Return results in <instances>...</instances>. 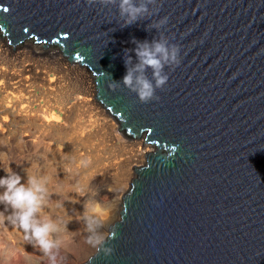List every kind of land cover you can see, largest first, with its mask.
I'll use <instances>...</instances> for the list:
<instances>
[{
  "label": "water",
  "instance_id": "1",
  "mask_svg": "<svg viewBox=\"0 0 264 264\" xmlns=\"http://www.w3.org/2000/svg\"><path fill=\"white\" fill-rule=\"evenodd\" d=\"M121 3L0 0L14 50L26 39L63 46L95 75L119 131L155 148L110 227L112 255L92 264H264V0H158L157 16L149 3L127 27ZM154 41L179 45L181 63L164 65L159 99L141 104L123 85L125 62L136 69V42ZM138 75L155 84L150 67Z\"/></svg>",
  "mask_w": 264,
  "mask_h": 264
},
{
  "label": "bare ground",
  "instance_id": "2",
  "mask_svg": "<svg viewBox=\"0 0 264 264\" xmlns=\"http://www.w3.org/2000/svg\"><path fill=\"white\" fill-rule=\"evenodd\" d=\"M34 40L35 39H26L16 43L14 50V45L10 44V39H8V36L3 33V30L0 27V94L3 95L1 101L3 104L6 102V111H10L11 108L16 107L19 108L20 112L25 114V117L20 119V123L27 125L28 132L31 129H35L38 132L40 128H45L48 133H38L35 135L36 132L33 136L35 138L33 141L37 145L45 144L50 148L52 144H50L49 141L54 140V136L49 128L55 127L54 125L60 121L58 120L60 117L57 118V114L52 112L53 105H50L51 100L60 97L64 88L66 87L67 90L72 82H75L74 84L78 87L83 88L82 93H85V95H81L74 106L66 109L68 114H65V119L71 125V128H69V132L71 133L70 141L72 143H81L86 146L84 148H92V150L90 152H81L78 155L79 159L76 155L75 157L77 159H56L64 161L66 165H69L70 167V174L67 173L66 176H70L73 179H64L65 184L77 186L76 189L71 187L73 191L70 189L71 194L68 196V205L62 206V210L63 212L67 209L73 210L71 211L72 214L69 218V223H73L74 225L78 222L86 224L84 218L80 219V216L84 217L85 213L89 215L93 213L97 214L105 222L100 226L95 227V233L104 235L117 221L118 214L123 207L122 203L121 207L119 206L121 199L117 198L113 200L115 193L109 190L108 192H105L106 197L102 202L107 203L105 205L108 207L110 202L113 201V205L110 208L100 210L98 207L93 213L90 211L85 212L82 208V202L85 198L81 194L82 190L86 189L91 182L97 185L111 182V184L114 185L115 190L118 191V193L121 192L123 194L128 187L131 189V182L137 177L133 172L135 167L142 164L145 166L147 164L146 154L153 153L155 148L146 143L144 135L139 137V139L130 146L120 143V137L115 133L118 128V123L116 122L117 119L111 115L110 111H108L103 103L98 100L95 81L96 77L93 72L80 62H71L69 60L70 57L64 55V47L60 46L58 43L40 45L36 44ZM38 91L42 92V96H40V102L42 104H39L38 108L23 104L25 99L37 97ZM81 108L83 111L80 110ZM76 110H79V113L83 112V115L88 114L91 118L89 123L95 124L96 130H90L89 126H82L81 123L73 117ZM61 111H63V108ZM93 111H96V113L93 114ZM99 117H101V119ZM9 123V118L0 119V130H2L3 126H9ZM110 146H119L123 148L126 146L130 147V150L127 157L104 165L102 159H100L102 157L101 151L108 149ZM98 166H102V174L100 175L102 178L99 180H92V176L98 171ZM95 169L97 171H93ZM13 173L16 174L17 172ZM78 186H80L81 189L80 193L77 191ZM92 196L93 195L90 194L89 198L86 200L88 206H90L89 203H91V200L94 199V196ZM95 200L100 201L96 196ZM2 205L3 209H5L6 205ZM12 211L13 210L11 209V212ZM8 224H10V222ZM67 233L66 230L64 233H60V235L64 237V234ZM58 234L59 233H57V235ZM85 240L86 238H82L77 243L85 246ZM65 242L68 247L67 250H64L66 259L71 258L72 254L70 252H74V254L75 252H80L81 246L79 244H72L71 241L68 243L67 240Z\"/></svg>",
  "mask_w": 264,
  "mask_h": 264
},
{
  "label": "rangeland",
  "instance_id": "3",
  "mask_svg": "<svg viewBox=\"0 0 264 264\" xmlns=\"http://www.w3.org/2000/svg\"><path fill=\"white\" fill-rule=\"evenodd\" d=\"M34 42L40 45H47V43H38L36 40H34ZM74 83L75 82H72L71 85L67 88V90L65 87L63 92L60 94V97L54 98L50 102V105H53L52 112L57 114V118L60 117V119H58L60 120L59 123L54 125L55 127L49 128V130L51 129L50 132L54 136V140L49 141L50 144H52L50 148H48V146L45 144L37 145L33 141L35 139L33 136L37 132V130L31 129L28 132V128L26 127L27 125L20 123V119L24 118L25 114H23V112H20L19 108L14 107L11 108L10 111H6V102L4 104L2 103L1 98L3 95L0 94V119H10L9 126H3L2 130H0V177H4L5 175H7V173L17 172L16 174L21 176L22 184L25 183L26 174H36L39 176L47 177L48 198L45 205L42 207L40 213L38 214V218L41 221H44L48 218H51L53 220L59 218L65 225H67L68 233L64 234V236L67 237L66 240L68 241V243L69 241H71L72 244L75 243V245H77L79 244L77 242L82 238H86L89 233H86V224H83L82 222H78L76 223V225H74L73 223H69V218L72 214L71 211L73 210L67 209L65 210V212H63L62 210V206L68 205V196H70L71 194V187H74L76 189L77 186L65 184L64 179L71 178L70 176H66L67 173L70 174V167L69 165H66L64 161L56 160L77 159L75 155L78 156L83 151L90 152L92 150V148H84L86 146L81 143H72L70 141L71 133L69 132V128H71V125L65 119V114H68L66 112V109L74 106V104L77 102V99L81 95H85V93H82L83 88L78 87ZM40 96H42V92L38 91L37 97L25 99L23 104H28L32 107L35 106L33 108H38L39 104H42L40 102ZM62 108L63 111H61ZM80 110L83 111L82 108ZM82 113L83 112L79 113V110H76L75 114H73V117L77 121H79L82 126H89L90 130H96V125L89 123L91 118L88 116V114L83 115ZM94 113H96V111H93V114ZM99 118L101 119V117ZM116 122L118 123V128L115 133L120 137V143H124L126 146H130L139 139L138 137H133L126 130L119 131V129H121V125L119 121ZM38 133L44 134L48 133V131L45 128H40L35 135H37ZM126 146L124 148L119 146H110L108 147V149L101 151L102 157L100 159H102V163L104 165L110 164L127 157L130 147ZM124 149L128 151L126 152ZM143 167L144 165L142 164L136 168L140 169ZM101 169L102 166H98V171L96 169L93 170L97 172L94 173V176H92V180H99L102 178L100 176L102 174ZM133 172L136 174L135 169L133 170ZM109 190L115 193V197L113 198V200L117 198L121 199L119 205L121 207V203L123 206L124 195L128 194L131 189L128 187V189L122 194L121 192L118 193V191L115 190L114 185L111 184V182L107 184L98 185L91 182L86 189L82 190L81 193L82 196L85 197L82 202V208L85 210V212L90 211L93 213L94 210L98 207V209L100 210H106V208H110L113 205V201L110 202L108 207L105 205L107 203L102 202V200L106 197L105 192H108ZM3 191L4 189L0 188V193H2ZM77 191L78 193L81 192L80 186H78ZM90 194L94 196V199L91 200V203H89L90 206H88L86 200L89 198ZM95 196L98 197L100 201L95 200ZM58 202L61 205L60 207H57ZM6 207L5 209L7 211L3 209V205L0 204V264H53V262L43 252V250L40 249L38 245H36L35 241L26 240L25 234L21 229L16 226H13L11 223L8 224L9 221L7 217L12 212L10 207H8L7 205ZM122 210L123 207L121 209V212ZM121 212H119L117 221L115 223L120 220ZM82 218L83 216H80V219ZM115 223L112 225V227H114ZM108 232L111 233L110 230ZM108 232L104 235L106 236ZM58 235L53 234L51 238L53 240H56L57 238L63 241L64 237H62L60 233ZM65 241L62 244L63 247H61L60 249L55 264H86L88 262L87 258L96 254L95 250L87 244L85 246L79 244L81 246L80 252H75V254L74 252H70L72 254L71 258L66 259L64 250H67L68 247Z\"/></svg>",
  "mask_w": 264,
  "mask_h": 264
},
{
  "label": "clouds",
  "instance_id": "4",
  "mask_svg": "<svg viewBox=\"0 0 264 264\" xmlns=\"http://www.w3.org/2000/svg\"><path fill=\"white\" fill-rule=\"evenodd\" d=\"M89 4L95 0H87ZM149 3L158 5L154 15L159 12L158 0H148L147 3H141L139 6L133 5L129 0H122L120 5L121 15L126 17L122 27L136 24L146 14L149 13ZM168 18L161 17L157 19L155 27L166 28ZM135 42V41H134ZM137 43L136 55L139 58V64L136 69H127V64L130 61L126 60V74L122 78L123 85L131 92L136 94L138 101L141 104H147L154 100H158L156 95L157 90H162L169 80L168 75H161L165 64H171L172 69L179 66L181 63V49L179 45L172 43H161L154 41L151 45L148 42ZM145 66L153 70L155 84L146 79L143 75H138L134 78L133 71L143 72ZM113 89L117 88L115 83L110 85ZM48 178L36 174H26L25 183H21V176L13 172L7 173L4 177H0V188L4 191L0 193V204L7 205L13 211L7 217L8 221L18 227L25 234V239L35 241L36 245L48 256L55 264L56 258L60 252L64 240H53V234L64 233L67 230L65 225L59 218L55 220L48 218L41 221L38 218L42 207L45 205L48 198ZM61 205L57 203V207ZM86 221V231L89 235L86 236V244L95 250L96 255L103 253L104 256H110L113 253V248L108 246L106 241L114 238L112 233L98 235L95 233V227L100 226L105 222L97 214L84 215ZM94 256L88 258V264H92Z\"/></svg>",
  "mask_w": 264,
  "mask_h": 264
}]
</instances>
